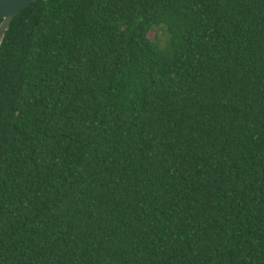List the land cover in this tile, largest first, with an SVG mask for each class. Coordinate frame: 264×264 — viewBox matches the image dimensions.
I'll return each instance as SVG.
<instances>
[{
    "label": "trees",
    "instance_id": "16d2710c",
    "mask_svg": "<svg viewBox=\"0 0 264 264\" xmlns=\"http://www.w3.org/2000/svg\"><path fill=\"white\" fill-rule=\"evenodd\" d=\"M0 264H264V0L23 9L0 48Z\"/></svg>",
    "mask_w": 264,
    "mask_h": 264
},
{
    "label": "water",
    "instance_id": "95a60500",
    "mask_svg": "<svg viewBox=\"0 0 264 264\" xmlns=\"http://www.w3.org/2000/svg\"><path fill=\"white\" fill-rule=\"evenodd\" d=\"M35 1L37 0H0V48L13 19Z\"/></svg>",
    "mask_w": 264,
    "mask_h": 264
},
{
    "label": "rangeland",
    "instance_id": "374dc122",
    "mask_svg": "<svg viewBox=\"0 0 264 264\" xmlns=\"http://www.w3.org/2000/svg\"><path fill=\"white\" fill-rule=\"evenodd\" d=\"M150 36H151V38H155V34L154 33H151Z\"/></svg>",
    "mask_w": 264,
    "mask_h": 264
}]
</instances>
